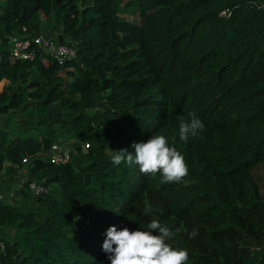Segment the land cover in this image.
Instances as JSON below:
<instances>
[{
  "label": "trees",
  "instance_id": "16d2710c",
  "mask_svg": "<svg viewBox=\"0 0 264 264\" xmlns=\"http://www.w3.org/2000/svg\"><path fill=\"white\" fill-rule=\"evenodd\" d=\"M0 2V264H110L108 228L147 231L152 220L172 229L167 242L187 264H264L254 177L264 161V0ZM127 11L139 21L119 16ZM23 27L53 28L75 57L13 58L7 36ZM189 112L204 129L184 142L178 117ZM152 135L184 156L181 182L112 164ZM60 140L68 162L38 155ZM30 181L45 190L32 193Z\"/></svg>",
  "mask_w": 264,
  "mask_h": 264
},
{
  "label": "clouds",
  "instance_id": "9594fccd",
  "mask_svg": "<svg viewBox=\"0 0 264 264\" xmlns=\"http://www.w3.org/2000/svg\"><path fill=\"white\" fill-rule=\"evenodd\" d=\"M181 115L179 119V139L187 142L195 138L204 129L203 122L194 112ZM135 154L126 150L115 151L112 164L119 166L126 163L139 166L144 175L161 176L160 183L181 182L188 175V166L184 156L169 145L164 135H152L147 142L131 145ZM145 211L151 212V205L145 204ZM158 211V210H157ZM148 230L130 231L127 227L117 230L115 226L108 228L102 250L107 254L110 264H187L189 253L183 249H174L167 241L174 236L171 228L152 220ZM158 233L154 235L153 233ZM198 230L189 233L195 238Z\"/></svg>",
  "mask_w": 264,
  "mask_h": 264
},
{
  "label": "built area",
  "instance_id": "2783aa9c",
  "mask_svg": "<svg viewBox=\"0 0 264 264\" xmlns=\"http://www.w3.org/2000/svg\"><path fill=\"white\" fill-rule=\"evenodd\" d=\"M228 14L227 10L220 13L223 16ZM6 47L9 49L10 55L17 59H33L37 54V50L50 55L59 63L70 60L76 55L75 47L72 44L61 42L53 35H29L25 27L22 28V33H13L7 36ZM84 145L85 148H88V143ZM38 155L55 164L66 163L71 159L70 148L63 140L52 143L47 151L39 152ZM26 161L27 158H24L23 162ZM29 188L34 194L45 190V187L36 181H30ZM4 196L5 193H0V198ZM0 247L2 249L3 244H0Z\"/></svg>",
  "mask_w": 264,
  "mask_h": 264
},
{
  "label": "rangeland",
  "instance_id": "374dc122",
  "mask_svg": "<svg viewBox=\"0 0 264 264\" xmlns=\"http://www.w3.org/2000/svg\"><path fill=\"white\" fill-rule=\"evenodd\" d=\"M120 1H121V3H124L127 0H120ZM119 16L120 17H127V18H129V19H131L133 21H136V22L139 21V16H138L137 11H135V12H129V11H127V12H124L123 14H119ZM55 32L56 31L53 28L52 29H49V30L43 31L44 34H48V35H55ZM5 84H6V80L5 79H2L0 81V91L2 90V88H3V86ZM16 113L17 112L12 111L11 114H10V116L11 117H14L16 115ZM3 125L6 127L8 125V123L5 122ZM9 127L14 131V129H13L12 126H9ZM29 132L36 133V130H31ZM17 134H19V133H17ZM20 134L21 135H25L26 133H20ZM60 138L63 139L62 136H60ZM65 141H67V140H65ZM25 177H26V174H22L21 175V180L19 182H16V181L12 180L10 183H8L6 185V187H8L10 189V192L12 193L14 191V189L16 187H18V185L22 182V180L25 179ZM254 177L258 180V182L260 184L261 191L264 194V161L255 166V169H254ZM1 231L3 233L9 234V235H12L13 232H14V230L11 229V228H4V229H1Z\"/></svg>",
  "mask_w": 264,
  "mask_h": 264
}]
</instances>
